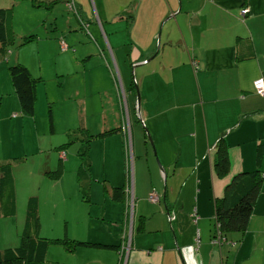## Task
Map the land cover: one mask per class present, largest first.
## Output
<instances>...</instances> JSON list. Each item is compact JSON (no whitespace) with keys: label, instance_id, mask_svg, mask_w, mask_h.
I'll return each instance as SVG.
<instances>
[{"label":"crops","instance_id":"1","mask_svg":"<svg viewBox=\"0 0 264 264\" xmlns=\"http://www.w3.org/2000/svg\"><path fill=\"white\" fill-rule=\"evenodd\" d=\"M68 1L81 16L92 14L96 27H88L91 33L71 35L68 23L67 32L55 29L56 34L47 35L63 55L76 48L71 49V69L55 77L72 80L79 77L72 68L82 70L79 79L85 95L88 75L98 111L88 112L86 96L76 99L75 126L91 135L114 132L89 143V165L82 173L87 197L79 190L77 150L76 159L57 151L60 163L53 167L59 173L51 175L55 186L69 174L73 188L21 194L13 179L16 213L0 216V249L19 245L26 202L36 197L40 237L99 244L71 252L52 244L45 256L49 263L119 264V246L128 243L122 264H264V178L244 233H227L218 242L213 212L214 199L224 195L233 176L255 169L258 149L264 176V96L253 88L255 80L264 79V0H57L46 9L50 18L71 13ZM3 2L8 5L12 0ZM26 32L38 36L34 27L17 36ZM85 36L90 43L74 40ZM6 62L28 66L18 51L10 52ZM2 73L7 85L5 91L0 88L1 131L6 130L1 143L22 146L26 144V133L20 140L22 131L35 132V106L33 116L22 115L7 72ZM97 84L105 89L96 88ZM79 90L75 87L71 94ZM128 94L134 97L133 112ZM45 100L49 105L53 102ZM7 127L17 130L18 141ZM63 128L65 133L72 129L69 124ZM220 138L228 159L223 177L216 175L214 167ZM35 149L33 154H38V146ZM49 163H44L48 170ZM106 166L112 174L105 172ZM149 195L157 201H149ZM42 202L48 206L46 211Z\"/></svg>","mask_w":264,"mask_h":264},{"label":"rangeland","instance_id":"2","mask_svg":"<svg viewBox=\"0 0 264 264\" xmlns=\"http://www.w3.org/2000/svg\"><path fill=\"white\" fill-rule=\"evenodd\" d=\"M20 4L21 5L19 7L13 8L12 17L14 29L16 33H19L24 29L25 31H27L30 27H34L35 33H37L38 35L36 36L37 40L31 44L18 46L17 44L19 42V38L17 36L15 44L7 49V51H10L7 52L8 54L6 53V57H9L10 52L18 51L21 59L25 61V64L27 63L26 65H28L27 67L32 72V75H34V77L36 78L40 77L37 84L38 96L36 92V113L34 114L36 125L35 132H32V134H29L28 130L26 131V128L22 131V138L20 140H23V136L26 133V144L22 143V146L16 145L14 147H9L8 144L1 143V135L4 136V134H6V130L2 129L1 131L0 124V160H2L3 157H6L5 160L13 162L11 164V171L13 179L16 180L18 193L25 194L26 192L34 191L35 193L38 192L41 194L42 192L47 193V191H49L53 187L73 188L75 182L73 181V179L71 180L69 174L63 175V181H59L58 183H56L57 185L53 186L55 179H52L51 175L53 174L55 168H57V164L60 163V161H58L57 159V151L54 148L67 142L63 124L71 125L72 129L70 130L77 128L75 125L77 123L76 113L78 111L79 102L76 99L79 100L81 99V97L83 98L86 96V109L89 113H97V96L94 95L93 81L88 75H86L85 81L86 94L83 95L84 92L82 86V78L79 79V77H81V75L83 74L82 70H75V68H72L74 69V71H77L75 72V75L79 76L71 77L74 78L72 80L68 79L67 77H63V79L55 77L56 73H61L63 70L71 69L69 60L71 58V55L74 54V52H71V49L74 47L70 48L69 51L67 50V53L63 55L61 50L59 49V46L56 45V41L49 40L51 37L49 38L47 37V35L56 34V32H54L55 29L56 31H62L64 33L67 32L68 23L70 30H72L71 35L75 32L82 31L84 34L89 33L90 31L88 30V28H85L84 25L88 24V27H90V30H92L96 27L95 20L91 14V16L89 15L88 17L80 16L82 17L80 18V21L79 17H77L72 11L71 13L65 11L62 14H58L56 16V19L53 20L52 18H50L51 16L48 15V10H46L45 8L34 10L30 7V4L28 2L22 1L20 2ZM57 6H61V4ZM90 10H92L91 3ZM56 14L57 12L55 13V15ZM88 14H90V12H88ZM49 31L51 34L49 33ZM26 33L28 34L30 32ZM74 40L77 42V44L91 42L88 36L83 37V39L81 37H76ZM74 50H76V48H74ZM80 52L82 53V51ZM85 56L87 55L82 54V57ZM8 65L10 64H7L5 60L0 59V88L3 91H5V86L7 84H5V74L2 72H6V66ZM89 66L91 67L92 64H90ZM1 69L4 71H2ZM98 84L96 85V88H101V90L105 89V86H101ZM79 86V92H77L76 95L74 93L71 94V91L75 87ZM64 95H67L68 97ZM127 96L130 111L133 112L132 105L134 104V97L132 94H128ZM45 97L52 99V104H47ZM65 97L66 100H64ZM50 102L51 100L48 103ZM50 106H52L53 120L55 125V130L53 132L50 130L49 124L48 112L50 111L51 113ZM132 117L134 118V115H132ZM139 124L140 125H138V131L142 133L144 131L143 122H140ZM6 129H8V134H10L14 140H19L17 130L10 131L8 127ZM28 135L31 137L28 138ZM10 138L11 137L9 136V139ZM77 143L78 142H75L67 146L64 150L67 155L70 153L69 158L71 159H76L75 152L78 149ZM35 146H38V154H33L34 151H36ZM125 150L126 156L129 158L128 146H125ZM47 160L48 162L51 161V164L49 163L52 167L50 170H48L46 165L44 164L45 162L48 163ZM55 162L56 164L54 168L53 164ZM66 168H69V164L66 165ZM35 171L40 172L41 174H38ZM105 172H107V174H112L113 169L106 166ZM18 199L20 200V197ZM40 204L41 209L43 208L46 211V208L48 207L47 204L44 202ZM55 213L59 215V212H53V214ZM13 220L14 218L12 219V221ZM71 258L75 259V257ZM74 262L79 263L78 261Z\"/></svg>","mask_w":264,"mask_h":264},{"label":"trees","instance_id":"3","mask_svg":"<svg viewBox=\"0 0 264 264\" xmlns=\"http://www.w3.org/2000/svg\"><path fill=\"white\" fill-rule=\"evenodd\" d=\"M0 59L6 61L7 49L16 42L17 33L13 25V8L16 3L22 1L28 2L31 7L51 9L56 5L57 0L43 1L38 0H12L8 5L4 0H0ZM15 3V4H14ZM67 6L79 20L80 13L73 2L68 1ZM88 28V24L84 25ZM90 35V34H89ZM18 46L30 44L36 38L33 33L18 36ZM64 47L66 45L61 42ZM8 54V53H7ZM6 72L11 84L13 95L15 96L21 114L24 116H33L36 100V85L39 78L33 77L29 69L22 63L16 62L6 66ZM132 91L134 92L133 88ZM50 128L52 119L49 116ZM114 132L102 131L96 135H91L83 128H77L66 133L67 142L54 148L56 151L64 150L67 146L78 142L76 152L80 161L78 185L81 195L87 197L88 185L84 183L82 173L87 172L89 161L87 151L89 143L98 136ZM261 150L256 152V167L250 172L241 171L233 176L229 184L225 187L224 195L215 198L213 201L214 224L216 231L219 233V240L227 233H244L247 229L249 218L251 217L256 200L260 194L263 183V169L261 168ZM9 160H0V216L9 217L16 213L14 182L12 177L11 164ZM215 173L223 177L228 172V159L226 148L222 138L217 141L216 162L214 164ZM128 175V168L125 167ZM58 170L53 174L57 175ZM117 189V188H116ZM115 189V190H116ZM140 220L139 229L143 227ZM20 243L16 247L0 249V264H55L49 263L45 256L47 249L52 244L63 247L66 251L71 252L76 247L99 246L86 241H77L68 238H42L38 235V202L36 197H29L26 202L24 224L20 233ZM120 244L118 250L119 264H122V254L125 252ZM107 247V246H104Z\"/></svg>","mask_w":264,"mask_h":264},{"label":"built area","instance_id":"4","mask_svg":"<svg viewBox=\"0 0 264 264\" xmlns=\"http://www.w3.org/2000/svg\"><path fill=\"white\" fill-rule=\"evenodd\" d=\"M246 11L245 10H242V14H244ZM253 88H254V90L256 91V93L257 94H259L260 96H264V79H262V78H259V79H257V80H255L254 82H253ZM63 154H61V156H62ZM149 201H151V202H154V201H157L156 200V197L154 196V195H149ZM219 240V238H217V241ZM122 249L125 251V252H127V244H125L123 247H122Z\"/></svg>","mask_w":264,"mask_h":264},{"label":"water","instance_id":"5","mask_svg":"<svg viewBox=\"0 0 264 264\" xmlns=\"http://www.w3.org/2000/svg\"><path fill=\"white\" fill-rule=\"evenodd\" d=\"M145 63V62H144ZM132 68H134V66H132ZM132 79H133V76H132ZM133 83H134V85H135V81H134V79H133ZM135 92H136V101L138 102V99H139V94H138V90H137V87L135 86ZM167 214V218L169 217V214L168 213H166ZM127 248H128V243H127Z\"/></svg>","mask_w":264,"mask_h":264}]
</instances>
